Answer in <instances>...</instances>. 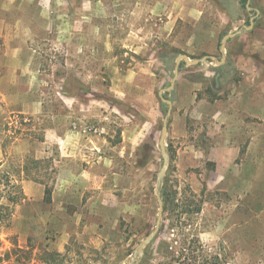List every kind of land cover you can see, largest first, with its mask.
<instances>
[{
    "label": "rangeland",
    "instance_id": "obj_1",
    "mask_svg": "<svg viewBox=\"0 0 264 264\" xmlns=\"http://www.w3.org/2000/svg\"><path fill=\"white\" fill-rule=\"evenodd\" d=\"M220 1L222 7L215 0H28L12 10L28 53L0 83V264H130L158 218L159 139L168 109L160 91L181 54L222 59L223 36L249 25L257 10L253 28L229 40L223 65L185 62L165 93L177 101L183 75L201 86L198 99L250 98L251 115H241L246 127L232 120L222 128L215 110L202 107L185 126L173 103L162 186L170 206L136 264L169 262L166 244L175 256L182 244H197L200 254H219L227 264H264V0H250L252 9ZM23 16L32 19L17 25ZM53 134L67 145L72 135L83 146L103 145V216L79 210L62 248L67 217L53 199H29L22 183L28 166V179L55 189L61 151ZM223 139L239 140L241 152L221 179L215 158ZM250 141L255 149L244 159ZM31 159L41 160L40 168Z\"/></svg>",
    "mask_w": 264,
    "mask_h": 264
},
{
    "label": "crops",
    "instance_id": "obj_2",
    "mask_svg": "<svg viewBox=\"0 0 264 264\" xmlns=\"http://www.w3.org/2000/svg\"><path fill=\"white\" fill-rule=\"evenodd\" d=\"M27 2L28 0H0V83H6L9 80L8 74L12 73L15 67L17 69L23 65L21 58H25V54L28 53L26 34L21 33L20 27L14 32L13 23L15 21L11 18L12 10L24 9ZM5 14H7V17ZM31 19L26 16L19 17L17 25H26ZM18 56H20V61L17 58ZM176 89L179 99L173 103L176 108L174 114L179 123L183 122L186 126L189 124V118L194 122V119L198 113H201L203 107L206 112H210L212 109L215 110L222 128L226 124H232V120H238L237 123L242 122L244 127H246L245 119L242 121L241 115H251V108H246V104L247 106L250 105V98L243 97L236 99L229 97L224 102L217 101L216 103H212L207 99H198V91L201 90V86H197V84L189 81L183 75ZM0 94L5 95L2 91ZM235 101H238V104H243L244 107L234 106L235 104L233 103ZM249 131H247V135L251 138V132ZM243 133V135H246L245 130H243ZM52 137H55L54 134ZM46 138H50L48 134ZM64 139L65 136L59 135L54 139L59 144L61 160H59L60 167L52 199L59 213L67 217V227L61 231L63 246L61 244L60 248L65 246L64 244L71 236V220L81 217L78 212L79 210H84L90 216L100 219L103 216V205L106 204L103 195V187L105 186L103 145L101 143L95 146L88 144L85 146L80 145L76 141V135H72L70 139L71 144L69 145L65 144ZM253 149H255V146L250 141L246 147V158L244 159H248L247 157L251 155ZM240 152L241 144L239 140H236L234 143H227L226 139L219 141L215 159L221 179L224 177L222 169L231 168ZM22 183L25 194L29 199L35 201L44 199L45 186L42 183L33 181L27 177ZM69 207L70 209H75L76 213L71 214L66 211Z\"/></svg>",
    "mask_w": 264,
    "mask_h": 264
},
{
    "label": "water",
    "instance_id": "obj_3",
    "mask_svg": "<svg viewBox=\"0 0 264 264\" xmlns=\"http://www.w3.org/2000/svg\"><path fill=\"white\" fill-rule=\"evenodd\" d=\"M247 8L252 9L250 6V0H248L247 3ZM259 14V10H257L256 15L252 16L250 19V24L249 25H244L242 28H240L237 31L234 32H229L225 34L222 38L221 41V53H222V59H219L217 55H211V54H206L201 58H195L192 59L188 54L183 53L177 58L176 66L174 69V76L172 77V80L169 84V86L161 89L160 91V97L161 99L168 104V109L166 112V115L163 120V126L161 129V136L159 139V146L161 148L162 156H163V165L159 171L157 182H156V187H155V192L157 195V199L159 201V212H158V218L155 224V227L152 229V231L142 240V242L139 244V246L135 249L134 255L132 257L131 263L130 264H136L137 261L144 255L146 248L155 240V238L158 236L161 226H162V220L164 216V210H165V201L163 199L162 195V186L163 182L165 180L167 170L169 167L170 163V153L167 147L166 139L169 133V119L172 115V110H173V101L170 98H167L165 93L171 91L175 85L176 82L180 76L181 73V64L182 62H186L190 65H198L203 61H207L210 59H213L216 61L218 65H223L226 61V48L229 40L235 36H237L239 33L243 32L244 30H251L255 24V19L257 18ZM220 77H221V72H217L215 75V87L218 88L220 86Z\"/></svg>",
    "mask_w": 264,
    "mask_h": 264
},
{
    "label": "trees",
    "instance_id": "obj_4",
    "mask_svg": "<svg viewBox=\"0 0 264 264\" xmlns=\"http://www.w3.org/2000/svg\"><path fill=\"white\" fill-rule=\"evenodd\" d=\"M240 2L247 6V3H248V0H240ZM215 3L219 6L222 7V4H221V1L220 0H215ZM185 64V62H182L181 64V67ZM222 70L219 68L216 70V73L217 72H221ZM212 95H217V91L214 90L212 88ZM215 98L217 99L218 97L215 96ZM213 98V100L215 99ZM165 102L162 101V107L164 108L165 110ZM31 163L35 166V168H40L41 166V163L42 161L39 160V159H31L30 160ZM24 172L26 174L27 177L30 176V169L28 166H25L24 167ZM32 179L34 181H37V182H40L42 183L44 186H45V200L47 202H51L52 201V197H53V190H54V185L53 184H49L47 183L46 181L44 180H40L36 177H32ZM18 187L21 189V187L18 185ZM162 195H163V199L165 201V210H168L169 209V206H170V197L168 195H166V192L165 190L162 188ZM16 198L15 196H10V200H13V201H16ZM186 209V207H185ZM186 211V210H184ZM200 211V208L197 209V212ZM199 241V240H198ZM186 244H182L181 247L179 248L180 251L178 252V255H176V252H173V251H169V247L167 246V244L163 247V251L165 256L167 255H172V257L169 259V262H161L159 264H227V262L222 259L220 257L219 254H215V255H211V256H207L205 255V253L203 254V251H202V254H200V250H199V245L195 244V245H192L190 246L189 248L186 246ZM190 249V250H189ZM186 250L188 251L186 253ZM148 252V251H147ZM146 252V253H147Z\"/></svg>",
    "mask_w": 264,
    "mask_h": 264
}]
</instances>
